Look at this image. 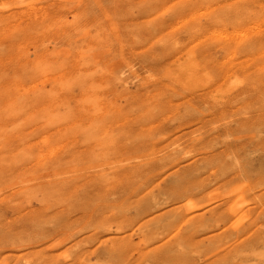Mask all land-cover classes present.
Returning a JSON list of instances; mask_svg holds the SVG:
<instances>
[{"label": "bare ground", "instance_id": "bare-ground-1", "mask_svg": "<svg viewBox=\"0 0 264 264\" xmlns=\"http://www.w3.org/2000/svg\"><path fill=\"white\" fill-rule=\"evenodd\" d=\"M261 246L264 0H0V264Z\"/></svg>", "mask_w": 264, "mask_h": 264}, {"label": "rangeland", "instance_id": "rangeland-1", "mask_svg": "<svg viewBox=\"0 0 264 264\" xmlns=\"http://www.w3.org/2000/svg\"><path fill=\"white\" fill-rule=\"evenodd\" d=\"M234 246L226 245L223 248L222 254L224 256L230 255V252L233 250ZM245 259L242 262H238V260L235 264H264V246L259 247L258 249H255L254 251H247L244 255ZM214 262V255H211V263ZM228 264H232V262H229Z\"/></svg>", "mask_w": 264, "mask_h": 264}]
</instances>
